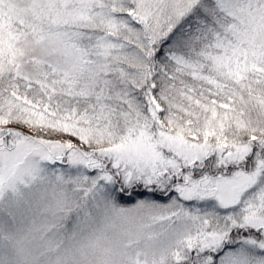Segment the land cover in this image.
<instances>
[{"label": "snow or ice", "instance_id": "6c2138e0", "mask_svg": "<svg viewBox=\"0 0 264 264\" xmlns=\"http://www.w3.org/2000/svg\"><path fill=\"white\" fill-rule=\"evenodd\" d=\"M0 264H264V0H0Z\"/></svg>", "mask_w": 264, "mask_h": 264}]
</instances>
